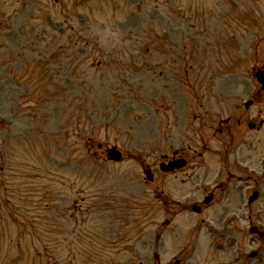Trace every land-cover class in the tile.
Masks as SVG:
<instances>
[{
	"label": "rangeland",
	"instance_id": "obj_1",
	"mask_svg": "<svg viewBox=\"0 0 264 264\" xmlns=\"http://www.w3.org/2000/svg\"><path fill=\"white\" fill-rule=\"evenodd\" d=\"M20 1L0 0V120L7 125L0 127V226L7 220L9 207H24L29 222L44 225V231L59 225L60 231H56L63 230L59 243L70 242V235L65 234L80 231L78 247L88 251L89 264L92 260L93 264H166L185 243L191 252L186 263L204 264L203 257L194 258L207 252L218 264L241 253L238 262L243 264L248 250H258L263 242L248 231L251 223L264 224V197L247 202L248 180L231 179L217 190L209 213L185 211L166 225L165 219L171 218L166 207L202 198L204 190L213 188L218 172L227 179L225 172L239 165L235 166V156L237 162H251L257 155L249 157L248 145L264 139L242 129L241 137L233 140L239 148L230 157L221 152L205 153V166L196 170L200 175L206 173L202 193L193 191L190 182L181 183L179 174L168 175L161 186L170 194L155 195L154 184L144 181L141 166L160 153H169L170 147L185 144L194 131L204 137L217 132V128L206 132L199 124L201 116L206 122L213 119L216 127L221 117H227L220 112L221 106L226 110L232 103L237 109L238 103L248 98L246 92L254 81H245L249 76L244 80L247 74L243 71L252 64L264 65V0H206V13L218 4L223 13L230 14L219 19L223 15L218 10L209 11L202 16L203 22L224 26L232 15L225 32L235 29L244 36L241 51L247 52V56L241 52L239 56L238 51L236 63H231L228 60L237 49L221 45L223 51H216L222 69L217 83L211 77L213 66L206 62H202L204 67L196 63L188 66V60L190 63L208 51L206 42H199L195 35L202 31L187 27L201 26L198 17L204 0H173L175 13L168 12L169 0H158L157 11L151 9L153 0H36L52 6L36 8L35 13H29L30 0ZM114 1L121 5L113 6ZM139 5L141 9L133 12ZM154 28L164 29L169 36L155 48ZM145 49L153 52L145 55ZM185 50L187 58L180 56ZM69 56L73 63L94 65L74 72ZM226 56L229 59L223 61ZM207 57L216 61L215 55ZM27 65L33 70L26 69ZM185 69L189 80L184 77ZM47 91L53 97H48ZM80 99L87 103L86 110L75 111ZM257 109L249 114H257ZM196 116L200 120L195 121ZM215 135L217 140L208 139L210 146L225 150L218 141L222 135ZM98 142L120 146L123 162L118 167L103 163L96 171L89 159L103 158ZM69 159L77 164L78 187L66 176ZM111 193L114 199H109L107 206L111 208L93 213V207L106 205L105 198ZM63 207L69 209L63 211ZM74 207H89L88 216L80 215ZM75 210L78 216L74 217ZM202 217L204 221H198ZM197 221L199 231L194 229ZM11 226L15 229L16 225L13 222ZM225 227L226 233H218ZM23 232L18 229L9 236L10 243L16 245L20 239L26 248L24 244L31 247L39 242L30 241L26 234L22 237ZM217 243L221 248L215 247ZM25 253L30 264H57L66 258L64 254L50 259L44 254L41 258L42 252L37 258ZM259 264H264V254Z\"/></svg>",
	"mask_w": 264,
	"mask_h": 264
}]
</instances>
